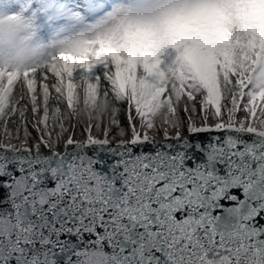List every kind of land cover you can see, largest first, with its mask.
I'll list each match as a JSON object with an SVG mask.
<instances>
[{
    "label": "snow or ice",
    "instance_id": "6c2138e0",
    "mask_svg": "<svg viewBox=\"0 0 264 264\" xmlns=\"http://www.w3.org/2000/svg\"><path fill=\"white\" fill-rule=\"evenodd\" d=\"M0 264H264V0H0Z\"/></svg>",
    "mask_w": 264,
    "mask_h": 264
},
{
    "label": "rangeland",
    "instance_id": "374dc122",
    "mask_svg": "<svg viewBox=\"0 0 264 264\" xmlns=\"http://www.w3.org/2000/svg\"><path fill=\"white\" fill-rule=\"evenodd\" d=\"M106 86V85H105ZM118 107L121 108V110L118 112L117 114V119L121 120V122H123L124 120V112H123V107L122 106H119ZM33 135H35V133H33ZM77 138H80V134H79V131H77Z\"/></svg>",
    "mask_w": 264,
    "mask_h": 264
},
{
    "label": "trees",
    "instance_id": "16d2710c",
    "mask_svg": "<svg viewBox=\"0 0 264 264\" xmlns=\"http://www.w3.org/2000/svg\"><path fill=\"white\" fill-rule=\"evenodd\" d=\"M13 129H14V126H13Z\"/></svg>",
    "mask_w": 264,
    "mask_h": 264
}]
</instances>
